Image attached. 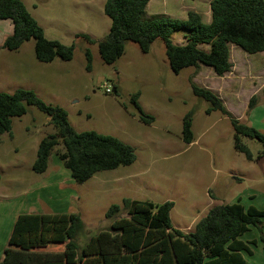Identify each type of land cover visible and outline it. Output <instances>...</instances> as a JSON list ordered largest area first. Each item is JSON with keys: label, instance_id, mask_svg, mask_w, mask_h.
<instances>
[{"label": "rangeland", "instance_id": "rangeland-1", "mask_svg": "<svg viewBox=\"0 0 264 264\" xmlns=\"http://www.w3.org/2000/svg\"><path fill=\"white\" fill-rule=\"evenodd\" d=\"M22 1L48 39L75 46L72 61L58 58L51 65H44L46 79L40 80L43 86L40 97L67 110L69 122L77 132L95 131L118 138L133 147L137 160L130 166L99 172L86 182H77L54 151L48 170L37 174L32 167L38 145L55 130L45 113L29 106L27 114L13 118L11 136L0 135V260L10 236L20 229L22 217L42 215L43 210L79 215L83 227L76 242L82 248L93 235L111 228L112 221L106 213L111 205H121L124 199L151 201L156 205L173 202V225L190 232L213 207L207 195L209 190L212 193L220 190L218 186L232 182L222 195L229 204L248 190L258 191L259 196L264 194V169L235 151L230 120L220 111L207 114L210 103L194 94L190 82L217 92L225 100V106L242 120L255 91L252 84L264 90V76L258 71L264 62L262 53L249 55L232 45L234 68L225 79L204 65L175 74L162 40L153 43L148 53L128 42L124 55L113 65H106L97 43L108 35L111 27V20L104 13L106 0ZM211 2L151 0L147 16L166 15L184 20L188 12L194 11L209 23ZM81 34L89 35L96 43L77 38ZM185 35L186 31H177L172 41L184 45ZM30 42L20 52L0 48V93H13L35 83L32 77L18 71L32 68L38 62L34 41ZM86 50L92 54L90 70ZM235 78L233 83H226ZM106 83L117 91L107 94ZM232 91L237 94L235 97L226 94ZM136 94H140L138 103L142 111L154 118L152 124L140 120V113L132 103ZM187 114L191 115L194 135L191 144L182 138ZM243 143L258 157L262 150L259 141L243 138ZM57 150L62 151L63 146ZM250 166L253 169L258 166L252 177L248 176L253 171ZM234 172L242 176V181L233 178ZM248 259L264 264V253L258 251L254 258Z\"/></svg>", "mask_w": 264, "mask_h": 264}, {"label": "trees", "instance_id": "trees-1", "mask_svg": "<svg viewBox=\"0 0 264 264\" xmlns=\"http://www.w3.org/2000/svg\"><path fill=\"white\" fill-rule=\"evenodd\" d=\"M150 1L106 0L104 13L111 20V27L108 35L97 42L106 65H113L124 55L128 42L148 53L153 43L162 40L175 74L204 65L212 68L218 77H224L233 68L232 45L249 55L264 53V0H212L209 23L194 11L188 12L184 20L166 15L148 17ZM5 20L12 22L13 34L4 41V49L18 51L33 40L39 62L52 63L58 58L73 60L75 46L48 39L22 0H0V21ZM181 30L186 31V42L174 44L172 36ZM77 38L96 43L86 34ZM86 58L90 70V50H86ZM190 82L194 94L210 103L207 114L220 111L230 120L235 150L253 160L243 138L257 140L262 145L257 158H264V133L236 119L213 91ZM139 97L140 94L134 95L132 103L140 113V120L152 124L154 118L142 111ZM258 102V97L253 96L248 111ZM29 106L45 113L55 130L38 145L32 167L35 173L48 170L54 151L77 182H86L99 172L136 162L133 147L95 131L77 132L69 122L67 110L46 103L30 89L0 93V135L11 136L13 118L27 114ZM182 135L185 143L194 142L190 114L184 118ZM61 145L63 150H57ZM173 208V202L156 205L151 201L124 199L121 205H111L106 213L112 221L111 228L93 235L82 248L76 242L83 227L79 215L24 216L20 229L9 238L0 264H248L243 253L253 255L250 245L259 242L264 245V207H245L240 201L216 206L190 232L173 226ZM121 214L127 216L120 217ZM251 227L259 230V241H241Z\"/></svg>", "mask_w": 264, "mask_h": 264}, {"label": "crops", "instance_id": "crops-1", "mask_svg": "<svg viewBox=\"0 0 264 264\" xmlns=\"http://www.w3.org/2000/svg\"><path fill=\"white\" fill-rule=\"evenodd\" d=\"M25 4V3H24ZM27 7V6H26ZM28 9V8H27ZM13 34V25H12V22L11 21H8V20H5V21H0V48L2 47L3 48V44H4V41L6 40L7 37L11 36ZM28 43H31V42H27L25 43L19 50L18 52H20L23 47L25 45H27ZM4 49V48H3ZM34 49H35V43H34ZM17 52V51H16ZM262 55H264V53H262ZM38 61V60H37ZM232 62V60H231ZM54 63V61L52 62ZM52 63H41V62H37L35 63L34 65H32V68H29L27 70H22V69H19L18 71L19 72H23V73H26V75H29L30 77H32V82L35 81V83H32L33 85L31 87H27V89H30V90H33L35 91L39 96H41V93L43 92V86L42 84H40V80H43V79H46V66L44 65H51ZM261 69L258 70L259 73H262V75L264 76V62L261 64ZM200 68V67H198ZM233 68H234V65H233ZM237 69V68H235ZM250 71V70H249ZM251 72H254V70L251 69ZM256 72V71H255ZM232 73V71L230 72ZM228 73V74H230ZM226 74V75H228ZM224 76L223 79H225V77L227 76ZM45 76V78H44ZM249 76H252V75H249ZM49 79H52L51 77ZM228 79V78H227ZM237 80V78L235 79H231V80H226V83L228 84L229 82H232ZM231 83V84H232ZM231 84H230V87H231ZM226 85V84H225ZM254 87H255V91H254V94L253 96H257L258 97V104L250 111L249 108H248V105L246 106V110L245 112L243 113L244 117L242 118V120L240 119V117H236L230 110L229 108L227 107V105L225 106V100L222 99V97L220 98L221 101L223 102L224 106L226 107V109L236 118L238 119L239 121H241L242 123L244 124H247L248 126H252L254 127L255 129L261 131L264 133V90L261 91L255 84H252ZM206 89H209L210 87H204ZM19 89V88H17ZM23 89H26V88H23ZM215 92V91H214ZM2 93V92H1ZM226 93V92H223V94ZM215 94L217 95L218 93L215 92ZM226 94H228V96H232V97H235L237 94L235 93V91H232V92H227ZM262 94V96H261ZM252 96V97H253ZM251 97V98H252ZM250 98V99H251ZM249 99V101H250ZM261 99H263V101H260ZM249 104V102H248ZM259 113V114H258ZM235 149V148H234ZM236 151V150H235ZM237 152V151H236ZM252 152V151H251ZM239 153V152H238ZM253 154V153H252ZM254 156V155H253ZM248 160V159H247ZM250 161L251 163L252 162H256L257 164L256 165H259L261 168L264 169V158H261V159H258L257 157L253 158V160H248ZM258 166H255L254 169L252 166H250L251 169H253L252 172H249V175L250 177H252L255 173H257V168ZM232 176L233 178L237 179L238 181H242L240 178H242V176H239L237 175V173H232ZM252 181H254V179H250ZM232 185V182H226L224 184V187L223 185L221 186H218V188L220 190H215L211 193V190H209L208 192V197H210L211 201H212V208L216 207V206H220V205H225V204H229L225 201V199H222V195H223V189H227L229 186ZM247 194L246 195H239L237 197V201H240L245 207H250V206H253L257 209H262L264 207V194H261L259 196V192L258 191H255V190H248L246 191ZM235 202V203H236ZM230 204H233V203H230ZM210 209V210H211ZM41 211V214H45L46 212L48 213H52L49 209ZM31 213H35L34 210H31L30 211ZM30 213V214H31ZM174 226V225H173ZM175 228H179V227H176L174 226ZM181 229V228H179ZM187 229H190L189 227H187ZM186 229V230H187ZM182 230V229H181ZM185 230V229H183ZM260 239V233H259V230L255 227H251L250 228V231L247 232L245 235H243L240 240L245 242V243H250L254 240H257L259 241ZM251 246V249L253 251V255H247L246 253H243V256L245 257L246 261L248 264H258L256 261H252L250 262L248 257L250 258H254L257 254L258 251H261L262 253H264V245L262 243H258L257 245H250ZM4 252V251H3ZM2 260V259H1ZM0 260V261H1Z\"/></svg>", "mask_w": 264, "mask_h": 264}, {"label": "built area", "instance_id": "built-area-1", "mask_svg": "<svg viewBox=\"0 0 264 264\" xmlns=\"http://www.w3.org/2000/svg\"><path fill=\"white\" fill-rule=\"evenodd\" d=\"M105 90L107 94H112L114 92V90L109 87L108 83L105 84Z\"/></svg>", "mask_w": 264, "mask_h": 264}]
</instances>
